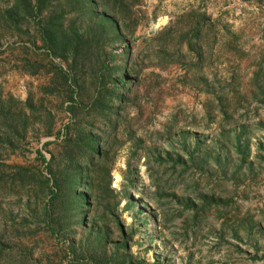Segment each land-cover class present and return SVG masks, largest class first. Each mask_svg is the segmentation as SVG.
<instances>
[{"label":"rangeland","instance_id":"obj_1","mask_svg":"<svg viewBox=\"0 0 264 264\" xmlns=\"http://www.w3.org/2000/svg\"><path fill=\"white\" fill-rule=\"evenodd\" d=\"M0 264H264V0H0Z\"/></svg>","mask_w":264,"mask_h":264},{"label":"trees","instance_id":"obj_2","mask_svg":"<svg viewBox=\"0 0 264 264\" xmlns=\"http://www.w3.org/2000/svg\"><path fill=\"white\" fill-rule=\"evenodd\" d=\"M97 2H99V4H101V0H96ZM102 6V5H101ZM103 7V6H102ZM120 234L123 236L124 235V230L122 228H120L119 230Z\"/></svg>","mask_w":264,"mask_h":264}]
</instances>
